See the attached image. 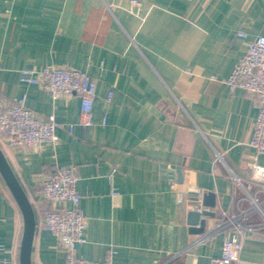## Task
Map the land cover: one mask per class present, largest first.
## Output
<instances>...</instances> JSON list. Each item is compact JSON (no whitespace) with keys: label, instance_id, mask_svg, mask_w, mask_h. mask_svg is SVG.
I'll list each match as a JSON object with an SVG mask.
<instances>
[{"label":"crops","instance_id":"obj_1","mask_svg":"<svg viewBox=\"0 0 264 264\" xmlns=\"http://www.w3.org/2000/svg\"><path fill=\"white\" fill-rule=\"evenodd\" d=\"M262 35L264 0H0V93L25 96L29 110L56 121L53 142L0 141L34 209L32 264H64V248L39 224L52 204L36 190L53 165L78 176V258L208 264L220 255L226 232L217 220L248 205L231 176L251 192L264 183V155L247 144L253 98L225 83ZM47 64L93 79L90 125L79 122L77 96L52 98L19 81L21 70ZM196 210L212 212L202 233L192 231ZM22 224L0 175V260L19 264ZM233 264H264V230L245 233Z\"/></svg>","mask_w":264,"mask_h":264},{"label":"built area","instance_id":"obj_2","mask_svg":"<svg viewBox=\"0 0 264 264\" xmlns=\"http://www.w3.org/2000/svg\"><path fill=\"white\" fill-rule=\"evenodd\" d=\"M133 4L137 0H131ZM19 81L38 85L52 98L77 96L80 99V119L83 126L92 123L95 82L84 71L47 64L39 69H23ZM225 83L250 94L257 109L248 146L255 154L264 155V36L254 38L245 54L235 62ZM111 93L107 95V99ZM56 121L53 114L39 116L25 106V96L9 99L0 93V141L9 147H32L41 142H53ZM78 176L74 166H50L37 186L39 201L52 206L42 215L40 226L52 232L64 248V264H112L111 261H88L76 256V246L84 241L85 216L80 208V193L76 189ZM247 206L237 211H224L216 222V229L225 231L221 253L211 257L208 264H233L243 244L246 232L264 230V183L254 192L237 176H231ZM261 193V194H259ZM261 195V196H260ZM197 204L201 203V191ZM0 264H14L6 259Z\"/></svg>","mask_w":264,"mask_h":264},{"label":"water","instance_id":"obj_3","mask_svg":"<svg viewBox=\"0 0 264 264\" xmlns=\"http://www.w3.org/2000/svg\"><path fill=\"white\" fill-rule=\"evenodd\" d=\"M0 175L10 191L13 199L15 200L21 215H22V233L19 244L18 262L19 264H32L31 262V248L35 232V214L33 206L22 188L18 178L16 177L13 169L11 168L8 160L5 157L3 150L0 147ZM211 205H213L211 203ZM212 214V212L191 211L189 212L190 223H198V228L192 229L195 233H202L204 229V215ZM202 217V218H200ZM197 219V222H196Z\"/></svg>","mask_w":264,"mask_h":264}]
</instances>
